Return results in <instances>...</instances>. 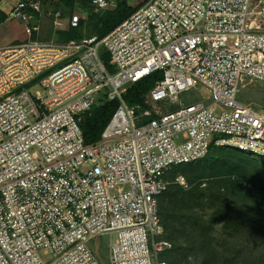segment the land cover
I'll list each match as a JSON object with an SVG mask.
<instances>
[{
  "label": "built area",
  "instance_id": "1",
  "mask_svg": "<svg viewBox=\"0 0 264 264\" xmlns=\"http://www.w3.org/2000/svg\"><path fill=\"white\" fill-rule=\"evenodd\" d=\"M87 19L44 0L6 12L25 37L0 44V264H102V235L107 264H167L166 171L212 142L264 159V0H146L102 36L55 38ZM154 71L144 106L129 104ZM100 97L118 105L86 144L79 121Z\"/></svg>",
  "mask_w": 264,
  "mask_h": 264
},
{
  "label": "trees",
  "instance_id": "2",
  "mask_svg": "<svg viewBox=\"0 0 264 264\" xmlns=\"http://www.w3.org/2000/svg\"><path fill=\"white\" fill-rule=\"evenodd\" d=\"M64 1L69 7L60 5H54L52 7L72 10L73 0ZM44 2H46V0H44ZM87 12V24L90 25V23L93 22L90 18H92V15H96L98 17L97 20L99 22L100 29L98 32V30L89 28V30L93 32H88L86 34L96 33L99 36H102L129 16L131 12H133V9L128 8L124 0H121L118 2V5L114 10H105L103 12L96 13L92 12V9H90ZM82 26L83 22L81 21L79 27L71 28L67 31L57 32L55 38L63 40L80 38L83 35L81 33ZM92 27L94 28V26ZM50 70L51 68L40 73L32 81L34 82L39 80ZM160 77L161 73L159 71H154L142 77L126 89L124 99L129 104L139 103L144 106L145 93ZM117 105L118 101L116 99L100 97L98 102L92 105L89 113L81 118L79 125L86 144H92L99 140L102 130L108 123ZM215 147H218V149ZM229 149H233L235 152H243L231 147L215 145L212 142L209 145L208 152L204 157L206 159L217 155L222 157L224 155H228V152H230ZM217 151L219 154H217ZM203 158L190 163L174 165L164 174V178L169 180V183L157 195L159 216L163 226V232L160 237L170 242V247L161 251L159 257L166 261V259L163 258V255H167V261L169 264H180L183 260L187 259L189 251L194 248L198 252L202 250L206 251L202 264H211L213 260H217L218 264H264V184L259 186V184L255 181H252V186H242V178L228 177L225 179L226 183L233 186L230 190V197L227 200V205L224 208L225 212L228 213L230 219L247 220L242 224L243 226L233 229L232 232L234 234L237 233L245 236L249 235V240H253L257 237L259 238L257 243H251L249 240H238L233 243L225 241L224 243H216V245L212 248V241H207L208 243H206L203 238L196 240L192 238L190 242L183 245L179 241L175 232H173L172 222L181 220L182 214L180 211L183 210L186 198L190 195L198 194L197 189L192 187L185 189L176 180L177 175H182L178 172V170L183 165H190L202 160ZM186 178L188 182L192 181V178L190 179L187 176ZM210 184L211 182L209 181L207 186L208 189L210 188ZM168 203L175 204L176 209L178 210L177 212H180L179 216L172 218L170 215H167L166 208ZM191 228L192 226L190 225L188 229L190 230ZM198 235L200 234L198 233Z\"/></svg>",
  "mask_w": 264,
  "mask_h": 264
},
{
  "label": "rangeland",
  "instance_id": "3",
  "mask_svg": "<svg viewBox=\"0 0 264 264\" xmlns=\"http://www.w3.org/2000/svg\"><path fill=\"white\" fill-rule=\"evenodd\" d=\"M97 18L96 15H92L90 18L93 20L90 23V29L99 32L100 25ZM46 35L49 36L50 34L47 32ZM261 84V82L256 81L245 88L249 99L257 101L261 99L263 91L260 89ZM190 96L195 99L193 94L186 92L181 94L182 99ZM215 148L218 149V147ZM229 150L228 155L222 157L217 155L208 159L204 157L205 159L190 165H183L178 170L184 176L185 183H180L183 188L192 187L198 190V194L186 198L183 210L180 211L181 220L172 222L173 232L183 245L190 242L192 238L195 240L203 238L206 243L212 241V248L216 243H224L225 241L233 243L238 240L250 239L249 235L245 236L232 232L233 229L243 226L242 224L247 220L230 219L228 213L225 212L224 208L230 197V190L233 188L231 184L225 182V179L228 177L242 178V186H252V181L262 186L264 184V159L243 152H235L233 149ZM217 154H219L218 151ZM186 176L192 178V181L188 182ZM209 181L211 184L208 189ZM177 211L174 203L167 204V215L174 218L180 215V212ZM190 225L192 228L189 230ZM258 240L259 238L256 237L249 241L255 244ZM107 241V235H102L99 248L96 251L102 264H107ZM205 254V250L198 252L193 248L189 251L187 259L180 264H202ZM163 258L167 261L168 256L163 255ZM211 264H218V262L213 260Z\"/></svg>",
  "mask_w": 264,
  "mask_h": 264
},
{
  "label": "crops",
  "instance_id": "4",
  "mask_svg": "<svg viewBox=\"0 0 264 264\" xmlns=\"http://www.w3.org/2000/svg\"><path fill=\"white\" fill-rule=\"evenodd\" d=\"M18 0H0V44L13 42L15 40L23 39L25 37L22 31V24L18 20H4L6 12L10 7L15 4ZM121 0H114V4L107 10H114L118 2ZM146 0H124L126 6L130 9H135L136 7L143 4ZM49 6H66L69 7L64 0H46ZM73 9H80L82 11H89L92 9V5L89 0H73ZM90 25L86 24L82 26L81 33L86 34L88 32H93L89 30Z\"/></svg>",
  "mask_w": 264,
  "mask_h": 264
}]
</instances>
